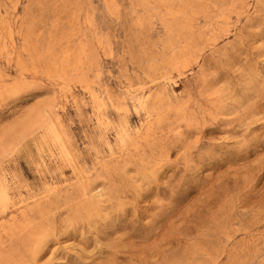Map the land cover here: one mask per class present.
I'll return each instance as SVG.
<instances>
[{"label": "rangeland", "instance_id": "374dc122", "mask_svg": "<svg viewBox=\"0 0 264 264\" xmlns=\"http://www.w3.org/2000/svg\"><path fill=\"white\" fill-rule=\"evenodd\" d=\"M0 264H264V0H0Z\"/></svg>", "mask_w": 264, "mask_h": 264}, {"label": "bare ground", "instance_id": "6f19581e", "mask_svg": "<svg viewBox=\"0 0 264 264\" xmlns=\"http://www.w3.org/2000/svg\"><path fill=\"white\" fill-rule=\"evenodd\" d=\"M122 107H123V110L127 113L128 112V109L126 108V106L124 105V103H122Z\"/></svg>", "mask_w": 264, "mask_h": 264}]
</instances>
